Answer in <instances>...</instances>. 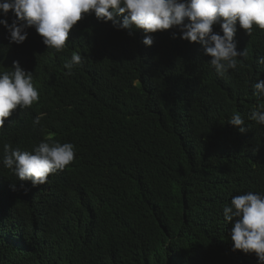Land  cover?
<instances>
[{"label": "trees", "instance_id": "obj_1", "mask_svg": "<svg viewBox=\"0 0 264 264\" xmlns=\"http://www.w3.org/2000/svg\"><path fill=\"white\" fill-rule=\"evenodd\" d=\"M26 31L15 44L0 24V74L18 61L40 93L0 129V264H260L232 250L224 207L264 196V124L251 119L264 104V30L237 25L247 57L223 77L201 44L173 39L179 28L130 35L92 13L62 52ZM73 53L84 60L69 75ZM237 114L246 133L229 124ZM45 141L76 152L46 184L4 165L6 145L34 154Z\"/></svg>", "mask_w": 264, "mask_h": 264}, {"label": "clouds", "instance_id": "obj_2", "mask_svg": "<svg viewBox=\"0 0 264 264\" xmlns=\"http://www.w3.org/2000/svg\"><path fill=\"white\" fill-rule=\"evenodd\" d=\"M0 12L7 17L0 19L8 29L10 41L23 44L28 39L27 28L35 27L47 48L57 52L65 50L70 33L86 15L92 13L104 23L111 22L119 29L133 28L145 34H155L179 28L182 38L193 44H201L205 55L211 57V66L223 77L238 66V57H247V49L237 51L235 36L237 25L251 36L254 25L264 30V0H0ZM123 18L121 23L120 18ZM220 24L223 35L214 32ZM143 43L151 47V36ZM84 57L73 53L71 62L64 65L71 70L83 63ZM260 63L264 64V60ZM257 95L264 99V80L255 85ZM40 93L34 86V75L26 72L14 62L13 69L0 74V129L18 108H31L39 102ZM254 112L252 120L264 124V104ZM43 116L34 123L39 125ZM229 124L243 134L248 131L240 115L231 118ZM76 158L75 145L71 143L42 142L31 151L13 150L5 146L4 165L13 169L20 181H30L33 186L48 182L50 174L66 169ZM230 229L234 252L255 254L264 264V196L248 192L235 196L230 205L224 207Z\"/></svg>", "mask_w": 264, "mask_h": 264}]
</instances>
